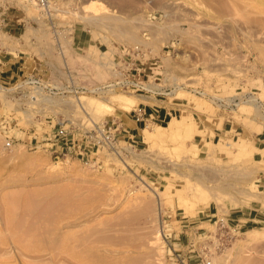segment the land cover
Here are the masks:
<instances>
[{
    "label": "rangeland",
    "instance_id": "rangeland-1",
    "mask_svg": "<svg viewBox=\"0 0 264 264\" xmlns=\"http://www.w3.org/2000/svg\"><path fill=\"white\" fill-rule=\"evenodd\" d=\"M49 4L0 0V53L18 55L23 73L0 83V264H264V222L233 230L226 219L230 206L264 208V148L254 145L264 136V0ZM25 75L53 91L17 96L31 89ZM149 90L178 102L182 151L140 131L121 156L52 152L54 122L76 136ZM236 95L227 106L213 98ZM79 96L100 105L82 110ZM171 118L145 126L168 138ZM222 140L230 154L210 155ZM208 206L214 214L199 221Z\"/></svg>",
    "mask_w": 264,
    "mask_h": 264
},
{
    "label": "crops",
    "instance_id": "crops-1",
    "mask_svg": "<svg viewBox=\"0 0 264 264\" xmlns=\"http://www.w3.org/2000/svg\"><path fill=\"white\" fill-rule=\"evenodd\" d=\"M10 18V16L8 17ZM7 23V22H5ZM20 26H13V23H10L7 31L10 34H15L17 29ZM20 34V33H19ZM73 39L76 42L84 41L85 38H81L80 34H73ZM22 62L19 60V56L14 55L13 53H0V83H10L16 81V79L22 75L21 66ZM142 99L138 103H141V108L143 115L137 116L134 112H124L119 116H108L105 121L107 123H116L117 125V133L127 139H131L136 143L142 142V129L146 126L143 124L145 122V117L149 114H155V118L159 121H163L165 118H171V112H174L178 109V102L172 101L171 103L165 98L155 93L149 91L140 96ZM172 119V118H171ZM170 119V120H171ZM154 121V120H153ZM141 131V132H140ZM231 128L227 130L230 132ZM77 135V133H76ZM77 137V136H74ZM227 137V136H225ZM264 142V136H256L254 139V145H256L259 149H263L264 145H261ZM255 153H259L255 151ZM264 154H260L262 157ZM214 214L211 211V208L208 206L203 210H200V218L199 221L209 220L210 216ZM227 222L231 224V226L239 227L244 226L245 229L253 228L257 226V223L264 222V208L261 206L260 201L251 200L247 205L244 206H230L227 209L226 213Z\"/></svg>",
    "mask_w": 264,
    "mask_h": 264
},
{
    "label": "built area",
    "instance_id": "built-area-1",
    "mask_svg": "<svg viewBox=\"0 0 264 264\" xmlns=\"http://www.w3.org/2000/svg\"><path fill=\"white\" fill-rule=\"evenodd\" d=\"M35 2L42 8L43 11L48 9V3L50 0H35ZM23 83L30 84L31 89L22 93L21 91H17V96H27L31 93L32 90L42 91L47 88L49 91H53L52 87H49L41 81V79L37 76L25 75L22 80ZM120 84H132L135 85V82L129 80H118ZM110 85V84H107ZM106 85V86H107ZM20 86V84L18 85ZM6 87V86H5ZM103 88V84L91 86L92 92H99ZM155 94H158L155 90H149ZM198 91V90H196ZM214 102L217 104L225 103L226 106L230 104H234V98H238L237 95L234 98H228L229 100H225L222 97L214 96ZM132 112L136 113L137 116L143 115L142 108L140 104H137L136 107L132 108ZM146 120L150 121H159L155 118V114H149L145 117V122L143 126L146 124ZM53 137L50 140V147H52V152L66 154L68 152H73L75 155H79L80 158H84L87 161V155L93 150H97L99 147H105L109 149L112 153H115L119 156L123 150H127L128 147L131 149H135L136 142L131 139H127L117 133V125L116 123H107L105 120L101 122L100 125L96 124V127H92L89 129H82L76 131L77 137H74L72 132V126L66 124V122H54L53 123ZM12 144V138L7 137L4 140V147H9ZM221 220V219H219ZM234 230L235 227L232 226Z\"/></svg>",
    "mask_w": 264,
    "mask_h": 264
},
{
    "label": "bare ground",
    "instance_id": "bare-ground-1",
    "mask_svg": "<svg viewBox=\"0 0 264 264\" xmlns=\"http://www.w3.org/2000/svg\"><path fill=\"white\" fill-rule=\"evenodd\" d=\"M33 3V2H32ZM48 5H50L49 3H48ZM51 7V6H50ZM50 7H48V8H50ZM232 98H234V97H232ZM92 99V98H91ZM228 99H226V101H227ZM76 103L78 104V106L80 107V109H84L85 108V110H86V108H88V109H91V108H97L98 107V105H100V104H98V105H96V104H94L93 103V100L91 101H89V98H88V101L83 97V96H79V97H77L76 98ZM75 102V101H74ZM97 103V102H96ZM237 105H239V103L237 104ZM103 108V107H102ZM84 110V111H85ZM93 110V109H92ZM184 122H185V117H184V115L183 116H181V118L180 119H172L171 121H170V123H169V125H168V127L167 128H165L166 129V131L165 132H167L168 133V138H166V137H160V136H157V135H154L153 133H152V131L148 128V127H145V128H143L142 129V131H143V134L145 135V138L149 141V142H151L152 144H159V143H161L160 144V147L163 145V143L165 142L164 141V138H165V140L167 139V141L168 142H170L171 143V147H173V148H175V149H173V151H175L176 152V149L177 148H180L179 146H181L182 145V143L180 144V145H178L179 144V142L177 141L178 140V138H177V140H176V136L178 135V137H179V133H180V131H181V128H182V125H184ZM164 141V142H163ZM163 142V143H162ZM184 143V142H183ZM244 143V142H243ZM165 145V144H164ZM244 145V144H243ZM229 144L227 143V141L226 140H222V142L221 143H219V144H216V143H213L211 146H210V148H209V151H208V153L210 154V155H216V152H221V153H226V154H230V153H228L229 151H230V149H229ZM166 147V146H165ZM177 147V148H176ZM182 147V146H181ZM181 150V148L180 149H178V151H180ZM145 150H141V152H144ZM182 151V150H181ZM186 151V150H185ZM186 154V153H185ZM185 192V191H184ZM210 196V200L212 201V202H214L216 205H217V207H218V213H220L222 210H223V207H224V205H223V203H222V199H221V197L220 196H218L217 194L215 195V194H211V195H209ZM254 197H258V196H254ZM159 201V208H160V199L158 200ZM234 205H237L236 203H234ZM1 241V240H0Z\"/></svg>",
    "mask_w": 264,
    "mask_h": 264
}]
</instances>
